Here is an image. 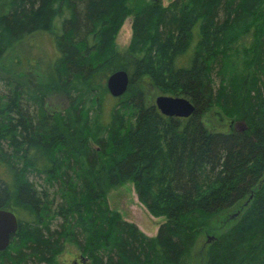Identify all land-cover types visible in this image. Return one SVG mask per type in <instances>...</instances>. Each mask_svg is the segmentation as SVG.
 <instances>
[{
  "label": "trees",
  "instance_id": "1",
  "mask_svg": "<svg viewBox=\"0 0 264 264\" xmlns=\"http://www.w3.org/2000/svg\"><path fill=\"white\" fill-rule=\"evenodd\" d=\"M42 29L67 107L0 74V209L18 222L0 264H57L66 241L77 264H194L203 231V264H264V0H0V60ZM116 70L129 84L112 97ZM159 94L194 112L161 114ZM126 181L163 218L154 236L109 207Z\"/></svg>",
  "mask_w": 264,
  "mask_h": 264
},
{
  "label": "rangeland",
  "instance_id": "2",
  "mask_svg": "<svg viewBox=\"0 0 264 264\" xmlns=\"http://www.w3.org/2000/svg\"><path fill=\"white\" fill-rule=\"evenodd\" d=\"M150 0H128L130 7H138ZM163 6L168 5L173 0H160ZM132 17L128 16L115 33V42L119 51H124L130 41ZM56 51L52 37L46 30L42 29L16 44L11 52L0 60V74L10 75L20 81L24 86L32 91L43 92L46 95V104L49 109L56 114L65 112L67 101L61 93L50 85L51 64ZM17 60L14 64L16 70L9 69V61ZM167 95V94H159ZM155 97L153 98V100ZM210 125L214 129L225 130L228 125L223 120L212 113L207 114ZM106 197L109 207L121 215V218L137 226L139 230L148 236L156 234L159 224L163 218L152 215L145 206L137 199L133 183L126 181L118 185L107 187ZM215 239L212 231L200 233L194 254V264H203L207 245ZM85 256H81L77 246L66 241L63 250L57 255V264H77L80 261L87 262ZM84 263V264H85Z\"/></svg>",
  "mask_w": 264,
  "mask_h": 264
},
{
  "label": "water",
  "instance_id": "3",
  "mask_svg": "<svg viewBox=\"0 0 264 264\" xmlns=\"http://www.w3.org/2000/svg\"><path fill=\"white\" fill-rule=\"evenodd\" d=\"M129 77L124 70H116L108 75L106 89L112 97H119L128 88ZM154 105L158 111L168 117L185 118L194 112V106L184 97L158 95ZM18 227L17 219L12 211L0 209V251H4Z\"/></svg>",
  "mask_w": 264,
  "mask_h": 264
}]
</instances>
